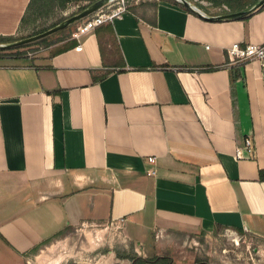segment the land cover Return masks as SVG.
Returning <instances> with one entry per match:
<instances>
[{
  "label": "crops",
  "instance_id": "0c3cea01",
  "mask_svg": "<svg viewBox=\"0 0 264 264\" xmlns=\"http://www.w3.org/2000/svg\"><path fill=\"white\" fill-rule=\"evenodd\" d=\"M200 1L139 0L79 39L0 56L2 264L6 247L23 264L121 218L147 250L223 228L264 237V66H226L232 42H264V6L220 18L233 11ZM29 2L0 0V36Z\"/></svg>",
  "mask_w": 264,
  "mask_h": 264
},
{
  "label": "rangeland",
  "instance_id": "374dc122",
  "mask_svg": "<svg viewBox=\"0 0 264 264\" xmlns=\"http://www.w3.org/2000/svg\"><path fill=\"white\" fill-rule=\"evenodd\" d=\"M189 1L196 6L202 5L200 0ZM86 4L87 0H72L65 8H57L50 13H46V9L37 15L32 11L20 33L14 36L19 40L29 37L35 31L53 27L79 13L81 7ZM83 19L70 24L65 31L60 30L49 35L52 46L59 47L60 42L67 40ZM21 48L23 51L26 49L35 53L45 48V44L33 43ZM64 234L30 251L23 264H133V257L137 255L148 258L155 255L159 258L169 257L171 264H264V237L234 229L223 228L196 238H166L154 244V247L150 244L153 248L150 250L137 245L123 229L116 228L113 223L83 225ZM149 243H153L152 237L149 238ZM3 255V264H13L10 262V256L14 253L7 247ZM157 264L165 262L160 261Z\"/></svg>",
  "mask_w": 264,
  "mask_h": 264
},
{
  "label": "built area",
  "instance_id": "2783aa9c",
  "mask_svg": "<svg viewBox=\"0 0 264 264\" xmlns=\"http://www.w3.org/2000/svg\"><path fill=\"white\" fill-rule=\"evenodd\" d=\"M131 0H109L106 5L97 10L96 12L85 17L77 28L71 33L74 38H80L82 35L94 30L98 26L111 22L116 17L122 15L128 10V5ZM137 2L139 0H132ZM228 60L226 66L242 65L248 62L257 61L264 66V42L262 43H242L240 41L232 42L227 47ZM244 148L252 153L253 152V139L246 137L244 139ZM152 162L156 161L155 157L151 158ZM155 173L156 171H152ZM115 227L122 229L125 225V218H121Z\"/></svg>",
  "mask_w": 264,
  "mask_h": 264
},
{
  "label": "trees",
  "instance_id": "16d2710c",
  "mask_svg": "<svg viewBox=\"0 0 264 264\" xmlns=\"http://www.w3.org/2000/svg\"><path fill=\"white\" fill-rule=\"evenodd\" d=\"M70 1H72V0H30L29 4L27 6V9L25 11V14L23 15L21 23H20V30L22 29L26 20L31 17L32 11H34V13L36 15L40 12H43L44 9H46V11H45L46 13H50V11H53L54 9L65 8L67 6L68 2H70ZM87 1H88V4L83 5L81 7L80 11H82L83 9H85L86 7H88L89 5L93 4L94 2H96L98 0H87ZM172 1L191 11V9L189 7H186L184 4L180 3L179 1H177V0H172ZM207 1L211 2L212 4H214L216 6H225L226 5V6H228L229 11L234 12V11H245L247 9H250L259 0H207ZM133 4H134V2H131L128 5V9H130ZM49 28H51V27H46V28H43L41 30L35 31L34 33L30 34V36L44 32V31L48 30ZM66 29L67 28H64L61 31H65ZM48 36L41 38V39H38L35 42L33 41L30 43H26L24 45L12 47V49L11 48H3L2 50H8L9 49L10 51H0V56H2V55H4V56H23V55L28 53V50L25 49L23 51L21 47L31 45L33 43H44L45 48H47L53 44L52 41H49ZM69 37H71V35H69ZM15 40H18V39L14 35L0 36V44L9 43V42H12ZM71 44H74V42L67 44L64 48L71 46ZM14 49H17V50L15 51ZM57 50H61V49H57ZM214 68H217V67H207V69H214ZM235 76L236 75H234V79H236ZM240 231H242V230H240ZM36 248L37 247L32 249V251L35 250ZM157 259L158 260L160 259V260L157 261ZM133 260H134L133 264H157V262H160V261L165 262V264H171V259L169 257H162V258L160 257L159 258L158 255L152 256L150 258L137 255V256L133 257ZM112 264H122V263L115 262Z\"/></svg>",
  "mask_w": 264,
  "mask_h": 264
},
{
  "label": "water",
  "instance_id": "95a60500",
  "mask_svg": "<svg viewBox=\"0 0 264 264\" xmlns=\"http://www.w3.org/2000/svg\"><path fill=\"white\" fill-rule=\"evenodd\" d=\"M108 1L109 0H98V1L94 2L93 4L89 5L88 7H86L85 9H83L82 11H80L79 13L72 15L71 17L65 19L61 23L49 28L48 30L41 32V33H38L36 35H32V36H29L26 38H22V39L10 42V43L0 44V49L12 48V47L24 45L26 43H30V42L36 41L38 39L44 38L48 35H51L57 31H60L64 28H66L70 24L78 22L79 20H81V19L89 16L90 14L96 12L97 10L102 8L104 5H106L108 3ZM177 1L184 4L186 7H189L190 9H192V10H194L200 14H203V12L196 5H193L189 0H177ZM262 6H264V0H259L251 9H249L247 11L232 12V13L224 14V15H221L220 18L240 17V16L245 15L251 11L257 10V9L261 8Z\"/></svg>",
  "mask_w": 264,
  "mask_h": 264
}]
</instances>
